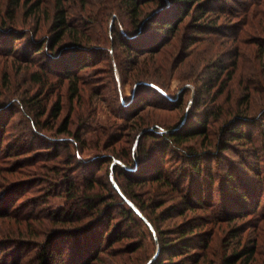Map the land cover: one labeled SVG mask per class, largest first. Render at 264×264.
Masks as SVG:
<instances>
[{
    "label": "rangeland",
    "instance_id": "obj_1",
    "mask_svg": "<svg viewBox=\"0 0 264 264\" xmlns=\"http://www.w3.org/2000/svg\"><path fill=\"white\" fill-rule=\"evenodd\" d=\"M34 1L36 0H31L28 5L33 4ZM44 1L48 16L40 13L38 19L33 17L24 19L20 14L16 20L17 28L32 31L38 37L49 36L54 0ZM63 2L67 7L70 29H72L63 43L71 46L74 36H77L82 40L81 43L84 46L92 47L90 51L81 49L83 55L92 61L86 68L78 72L76 86L80 98L70 101L72 81L69 82L66 77L62 76L63 70L59 65L60 62L50 65V62L42 61L39 55L32 56L34 63L27 62L18 47H16L15 52L17 53L14 55H10L8 52L0 53V100H15L17 102L22 99L27 100L33 94L39 93L41 94L39 100L46 104L48 112L50 104L57 97L61 101L62 111L56 120L48 115L41 117L40 122L51 126L48 127L51 130L42 129L41 131L38 129L41 140L36 138L37 131L33 132V137L27 135V129L31 127L30 122L25 115H17L12 117L10 122L11 134L9 133L5 138L8 142L6 145L5 143L2 145L4 148L11 146L17 149L25 146L26 151H23L24 155L19 157L17 154L7 158V153L0 155L4 158V160L0 159V193L3 184L10 187L19 186L10 191L8 196L11 198L16 196V203L23 200L26 203L29 202L28 210L33 207L32 213L36 217L48 216L51 211L55 212L59 208H64L67 210L66 212L70 211V203L66 201L65 197L66 190L63 185L62 170H67L65 171L66 178L78 177L83 170L87 175L84 181L98 179L99 182L106 185L105 168L110 170L109 178L113 181V170L115 172V165L118 164L116 161H110L112 152L123 154L131 144L134 150L137 146L138 148L144 146L142 148L147 149V153L151 157L164 155L160 154L158 148L156 149V143L153 141L158 138L147 139L143 133L155 124L160 126L159 131L164 128L169 129L174 125H176L175 129L181 131L195 129L194 122L202 116L201 107L206 104L216 107L214 103L210 102V98L216 90L214 86L216 80L213 78L212 81H209L208 76L211 75L217 64L212 62L217 55V50L225 46L224 39L220 37L215 41H202L203 38L212 35L213 31L200 32L198 28H194V22L186 21L173 38H164L168 44L164 43L159 55L156 54L150 60H148L149 56L140 57L137 65L129 64L128 60H132L134 56L125 51L120 43L115 42L114 30L133 29L131 13L123 10L120 6L122 0H64ZM149 6L151 4L142 6L143 12L138 17L139 19ZM73 33H77V35H73ZM82 34H85L86 37H83ZM239 49L246 54L250 51L245 46ZM66 50L72 51L71 53L74 55V52L78 51L73 48ZM71 53H66V55L64 50L66 56H72ZM117 55L121 63L118 62ZM229 60V58L226 59V65ZM50 68L54 75L46 73L52 71ZM34 71L40 72V75H44V77L47 74L48 80L45 85H40L41 83H35L32 80L31 74ZM150 80L156 85L158 83L160 90L169 94L170 98L152 92L150 88H147V93L143 94L145 96L143 101L139 97L134 98L133 92L138 88L136 83L138 81L150 83ZM227 87L224 94L215 101L222 104L223 115L229 110H233L232 106L236 104V97L240 93L242 85L233 82ZM260 103L261 101L257 98L254 101L255 107L259 108ZM134 112L138 113L135 115ZM67 117L70 122L69 129L79 136L78 145L73 143L68 146L70 151L66 149V145L64 146V141L68 136L72 138L73 133L70 132L68 135L57 133L63 119ZM221 122L222 117L219 120L209 119L206 137H197L188 143L198 152L202 166L211 168L214 177L213 184L207 183L205 177L198 178L196 174H187L188 176H186L185 169H183L186 157L183 156L184 153L181 155V152L176 148H172L162 160L161 171L163 174L169 175L170 178H174L173 180L177 177L178 179L185 177L183 183L186 188L190 184L194 185L196 189L201 188L199 190L202 198L198 199L203 200V209L198 207L200 209L188 210L183 213L186 203H182V200L185 198L177 196L175 192L171 193L168 186L147 183L134 190L140 197L145 194V204H148L149 210L158 217L156 225L158 230L164 233L163 236L167 235L169 239L175 240L178 238L176 230L180 225L183 226L187 222H190L188 226L197 225L189 237H194L195 234L200 235L201 232L205 238L209 239L210 250H205L206 262L213 260L216 264L233 249L249 250L254 245L261 253L258 256L259 263L263 262L264 264V218L255 216L259 212L264 215V184L253 183L250 185L251 189H257V191H259L258 188L263 189V191H259L261 193L258 197H253L247 202H238L233 198L231 189L233 184L228 179L229 174H237L247 185V180L252 178L257 168L259 177L264 180V148H262L264 147V138L260 139L258 136V126L264 125V115L257 119V126L252 128L255 143L226 139L227 147L217 153L214 146L220 137L218 134ZM244 130L246 131V129ZM182 147L187 148V144L185 143ZM77 152L80 155L79 160H71L70 166L72 167L65 169L62 161L67 160L70 153L77 157ZM104 158L108 161L101 165V170H96L95 164ZM80 161H83V167H77ZM137 161L133 167L125 166V168L136 173L135 170L140 167L136 163L142 164ZM30 163L32 166L28 165ZM246 165L253 168V171L248 168L247 170ZM39 169L44 172L49 171V173L33 176L35 170ZM73 169L74 171H72ZM51 170L53 173H58V176L53 175ZM142 174L146 175V170H142ZM150 174L152 173L149 170L148 175ZM33 178H37L36 181ZM236 182L238 181L236 180ZM236 182L235 185H237ZM125 186L129 189L128 185ZM20 192L22 193L20 194ZM184 194H186L185 191ZM257 198L259 199L257 200ZM188 199L191 201L189 197ZM159 202H163L161 207H157ZM257 202L260 205L252 210ZM71 211L72 218L74 215L84 216L86 214L81 201L74 203ZM252 211H255L254 215L251 214ZM66 212H63L62 215H67ZM113 212L116 214V211ZM209 212L210 216H208ZM238 214L245 215L240 217ZM232 215L235 218L231 220L229 217ZM204 218L209 219L210 223L202 220ZM119 219L117 217L112 219L109 226V230L111 227H113L112 230L116 228L117 234L125 230V227H119V225L116 227V222ZM35 220L28 221V229L36 235L40 232L39 228L45 229L47 222L41 221L42 224ZM148 228L150 231L143 228L142 233L139 229H133V233L131 230L128 235L129 238H123L122 241L114 243L109 248L108 255L106 253L103 255L101 264H151L160 258H163L165 262L173 259L180 260L181 256L173 257L159 251L160 234L151 225ZM112 237L114 239V234ZM254 242L255 244H253ZM194 244L193 240L192 245L194 246ZM120 245L125 248L119 249ZM195 252L199 254L201 251L191 248V254L194 257H189L190 260L185 261L187 264H203L205 261V259L199 261Z\"/></svg>",
    "mask_w": 264,
    "mask_h": 264
},
{
    "label": "trees",
    "instance_id": "obj_2",
    "mask_svg": "<svg viewBox=\"0 0 264 264\" xmlns=\"http://www.w3.org/2000/svg\"><path fill=\"white\" fill-rule=\"evenodd\" d=\"M30 1L0 0V53L8 52V54L14 55L17 53L15 52L16 47H18L27 62L34 63L33 55H39L42 61L50 62V65L60 62L59 65H61L63 70L62 76L66 77L69 82L72 81L69 99L70 101H73V99L77 100L80 98L79 90L76 86L78 72L86 68L92 61L83 55L82 51H90L92 47L84 46L81 43L82 40L77 36H74L71 41L73 45L68 46V44L63 43L65 37L72 31L64 0L53 1V15L49 24L51 34L49 36L38 37L32 31L29 32L28 30L17 28L16 20L20 14L24 19L27 17L38 19L40 13L48 16L44 0H36L33 4L28 5ZM147 4H151V6L139 19L138 17L143 12L142 6ZM120 6L123 10L131 13V27L133 29L114 30L116 34L115 42L120 43V46L125 51L134 56L132 60H128L129 64L137 65L140 57L149 56L148 60H150L156 54L159 55L164 43L168 44L164 38H173L186 21L194 22V28H198L200 32L213 31L212 35H208L202 41H215L219 37L224 39L223 44L225 46L217 50V55L212 61L217 64L211 75L208 76L209 81H212L213 78L216 80V83H214L216 90L210 98V102L214 103L216 107L207 104L201 107L202 116L194 122L195 129L191 131L175 129L176 125L159 131L160 126L155 124L151 129L143 132L147 139L151 137L158 138V140L153 139V141L156 143V149L158 148L160 154L164 155L151 157L147 153L148 150L142 148L144 146L140 148L137 146L134 150L131 144H129L123 154L112 152L110 161L118 163L115 165L116 176L113 170L114 178L111 181L109 178L110 170L105 168L106 185H103L98 179L95 181L90 179L89 182L84 181L87 175L83 170L78 177L69 178L65 177V171L67 170H62L63 174L61 173V175L64 178L62 179L66 190L65 197L66 201L70 203L69 212H66L67 210L64 208H59L55 212L51 211L48 216L36 217L32 213L33 207L28 210L27 205L29 202L26 203L23 200L16 203V196L14 198L8 196L10 191L15 190L19 186L10 187L3 184V189L0 193V264H101L103 255L105 253L108 255V250L114 243L122 241L123 238H129L128 235L131 230V233H133V229H139L141 233L143 228H147L150 231L149 225L154 227L156 232L160 234L159 251L173 257L181 256L180 260L173 259L174 261L165 262L163 258H160L155 262H151V264H187L185 261L190 260L189 257H194L191 254V248L201 251L199 254L198 252L195 253H197L199 261L200 259H205L203 264H215L213 260L206 262L205 250H210L209 239L205 238V235L201 234V232L200 235L195 234L196 236L189 237L197 225L188 226L190 222L183 226L180 225L176 230L178 238L175 240L169 239L167 235L163 236L164 233L159 231L156 225L158 217L149 210L148 204H145V194L140 197L134 189L147 183H150V185L168 186L171 193L175 192L177 196L185 198L182 200V203H186L184 204L185 210L183 213L188 210H198L203 206V200L198 199L199 197L202 198L199 190L201 188L196 189L192 184L186 188L183 183L186 179L185 177L179 179L177 177L173 180L174 178L163 174L161 169L164 156L172 148H176L181 152V155L184 153L183 156L186 157L185 166L183 167L185 175L196 174L200 179L205 177L204 179H207V183L211 185L214 183L211 168L202 166L198 152L191 148V144H188L193 139H197V137H206L209 119L219 120L222 117L218 134L220 137L214 146L217 153L227 147L228 142L226 139L228 141H247L251 144L256 142L252 128L257 126V119L264 115V0H122ZM73 35H77V33H73ZM82 36L86 37L85 34H82ZM243 46L250 50L248 54L239 49ZM70 48L78 49L77 53L73 51L74 55L71 53L72 51L66 50ZM64 50L65 54L71 53L72 56L64 55ZM227 58L230 60L229 62L227 61L226 65L225 61ZM118 62L121 63L119 57ZM204 63L206 64V62ZM122 71L121 73L123 74ZM46 73L54 75L53 70ZM47 74L44 77V75H40V72L34 71L31 74V78L35 83L45 85L48 80ZM44 79L46 81H43ZM233 82L242 85V88L236 97V104L232 106L233 110H229L223 115L221 112L223 109L222 104L215 101L219 99L220 95L224 94L228 88L227 86ZM136 86L138 88L133 92L134 98L139 97L142 100L145 97L143 94L147 93V88H150L152 92L170 98L169 94L167 95L160 90L158 83L156 85L152 81L150 83L138 81ZM40 97L41 94L37 93L27 98V100L22 99L17 102L15 100H0V155L7 153V158L17 154V157H19L24 155L23 151H26L25 146H21L18 149L11 146L7 148L2 146L8 142L5 138L9 133L11 134L12 126L10 122L14 116H26L31 125L27 129V135H32V137L33 132L37 131L35 134L36 138L41 140L38 129L41 131L42 129L51 130V128H48L51 126L40 122V119L44 115H48L56 120L62 111L61 101L57 97L50 104L48 112L46 104L39 100ZM257 98L261 101L259 108H256L254 104ZM138 112H134V114L136 115ZM69 124L68 117L64 118L57 133L60 135L73 133L72 138L68 136L66 137L68 140L64 141V146L66 145V149L70 151L68 146L73 143L78 145L79 136L76 132H72L69 129ZM258 128L259 138H264V125L258 126ZM185 143L188 149L182 147ZM78 153L77 157L70 153L67 160L62 161L65 169L72 167L70 166L71 160H79L80 155ZM136 160H138L137 162H142V164L136 163L140 165L135 170L137 171L136 173L125 168V166H128V168L133 167ZM107 161L106 158L101 159L94 167L96 170H101V165ZM83 164V161H80L77 167H83ZM28 165L32 166L31 163ZM247 168L253 171V168L249 165H246ZM42 169L35 170L33 176L49 173V171L44 172ZM75 170L78 169L75 168ZM142 170H146V175L142 174ZM149 170L152 173L150 175H148ZM240 172L242 173L243 170ZM51 173H53L52 170ZM254 173L252 178L247 180V185L244 184L245 181L238 177L237 174H229L228 179L233 184L231 189L234 200L247 202L253 197H258L259 193H261L259 191H263L260 188H258L259 191L250 188L253 183L264 184V180L259 177L257 168ZM53 175L58 176V173H53ZM92 175L95 176V174ZM33 179L36 181L37 178ZM235 182L237 185H235ZM125 185H128L129 189L125 188ZM184 191L186 194H184ZM188 197L191 201H189ZM79 201H81L82 208L87 215L85 214L86 217L85 215H74L72 218L71 210L73 205ZM162 205L163 202H159L157 207ZM238 205L240 204L238 203ZM259 205L257 202L252 210ZM113 211H116V214ZM63 212L68 214L62 215ZM254 212L252 211L251 214L254 215ZM238 215L241 217L245 214ZM208 216H210V212ZM255 216L256 218L258 216L264 218V215L260 212ZM115 217L120 218L116 222V227L118 225L119 227H125V230L118 232L119 234H117L116 228L112 230L113 227H111V230H109L110 222ZM229 218L232 220L235 216L232 215ZM31 219H36L35 221L42 224L47 222L45 229L41 230L38 227L40 232L35 235L28 229V221ZM202 220L210 223L209 219L204 218ZM20 223H23V225H20ZM113 234L114 239L112 237ZM232 235L234 236V233ZM193 240L194 246L192 245ZM121 248H125V246L120 245L119 249ZM120 253H123V251H120ZM260 255L259 249L255 248L254 245L249 250L233 249L231 253L224 255L221 261L217 260L216 264H263V262L259 263L258 256Z\"/></svg>",
    "mask_w": 264,
    "mask_h": 264
}]
</instances>
